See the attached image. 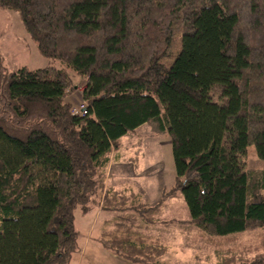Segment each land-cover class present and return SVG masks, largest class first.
<instances>
[{
    "label": "trees",
    "instance_id": "16d2710c",
    "mask_svg": "<svg viewBox=\"0 0 264 264\" xmlns=\"http://www.w3.org/2000/svg\"><path fill=\"white\" fill-rule=\"evenodd\" d=\"M0 8L16 11L39 52L62 64L8 71L0 60V264H67L78 205L121 213L103 234L107 250L159 264L169 245L151 233L149 214L177 197L189 218L166 225H182L185 239L190 226L215 248L200 264H264V169L245 162L251 145L264 159V0ZM70 72L85 80L76 108ZM143 124L168 134L175 169L154 205L131 185L105 187L111 154ZM251 231L260 233L249 256L255 246L235 236Z\"/></svg>",
    "mask_w": 264,
    "mask_h": 264
},
{
    "label": "rangeland",
    "instance_id": "374dc122",
    "mask_svg": "<svg viewBox=\"0 0 264 264\" xmlns=\"http://www.w3.org/2000/svg\"><path fill=\"white\" fill-rule=\"evenodd\" d=\"M0 60L8 71L21 66H26L30 70L46 66L62 67L58 60H51L39 52L19 14L12 9L3 8H0ZM71 76L76 86L71 90L68 99L74 103L76 108L84 103L81 92L85 80L72 73ZM120 142V149L117 153L111 154L109 162L125 165L127 169L123 170L134 176L130 178L129 182L136 188L138 196L142 195L143 200L150 203L149 205L156 204L164 190H168L174 183L175 169L168 134L159 133L152 125L143 124L134 131L128 132ZM133 159H136L137 167H133L135 163ZM245 162L247 168L264 169V159L256 155L252 145L247 148ZM149 165H155L157 169L155 177L152 179L149 177V169H151L147 167ZM111 166V168L107 166L106 174L110 170L112 172V168L115 169V165ZM108 184L111 185V182L108 183L105 180V187H111ZM118 187L120 185H117ZM140 188H143V191ZM163 202L158 210L149 214V217L151 216L150 218L155 221L153 224H149L151 233L169 245L167 251L158 257L159 264H200L207 256H214L215 248L203 238L193 237L192 227L189 226L190 237L185 239V230L182 225L175 223L172 226L166 225L172 219H188V211L183 199L177 197L165 199ZM98 210L101 211L99 216L96 215ZM118 215L115 218L109 217V215L106 217L109 220L108 224L111 225L109 230L114 228L113 224ZM106 218L101 206L82 209V206L78 205L75 208L74 224L78 235L76 249L67 264H112L108 259V251L95 242V240L101 242L102 239H107L106 234L103 235L100 230ZM259 233V231H251L235 236L237 241L252 242V247L255 246L250 250L249 256L256 252L259 242L257 234ZM222 240L226 241V239Z\"/></svg>",
    "mask_w": 264,
    "mask_h": 264
},
{
    "label": "crops",
    "instance_id": "0c3cea01",
    "mask_svg": "<svg viewBox=\"0 0 264 264\" xmlns=\"http://www.w3.org/2000/svg\"><path fill=\"white\" fill-rule=\"evenodd\" d=\"M112 164L115 165V169L113 170V168H112V172L110 170V172L109 173L107 172V174H106V180L108 181V183L111 182V185L110 184H108V185H110L111 187L112 186L117 187V185H120L119 188H121V187H123L125 185H131L132 183H130L129 180H130L131 177H134V176H132V174H129L128 172L123 170V169H127V167L125 165L122 166V164L118 163V162L115 163V164L112 163V162H109L108 167L111 168ZM147 167L151 168V169H149V173H150L149 177H150V179L154 178L155 174H156V170H157L156 166L155 165H153V166L149 165ZM106 171H108V170H106ZM131 186H133V185H131ZM140 190L143 191V188H140ZM135 191H136V188H135ZM157 195H158V193H157ZM140 199H141L142 203H145L147 205L150 204V203H147V201L145 202L143 200L142 195L140 196ZM171 199H173V198H171ZM100 212H101L100 210L96 211V215L99 216ZM103 213H104L105 218L108 217V215H109V217H114L115 218L116 215L121 214L120 212H117V211L113 212V211H108V210H103ZM187 217L189 218V216H187ZM108 221L109 220L107 218L104 220L105 223H103L102 228L100 229L102 231V234L106 233L111 228V225L108 224ZM149 229L151 230V227H149ZM95 242L98 243V245H100L103 249L108 251V253H109V258L108 259H109V261L112 264H136V263H133V262H131L129 260H126V259H124V258H122V257L110 252L105 247H103L101 242H99L98 240H95Z\"/></svg>",
    "mask_w": 264,
    "mask_h": 264
}]
</instances>
